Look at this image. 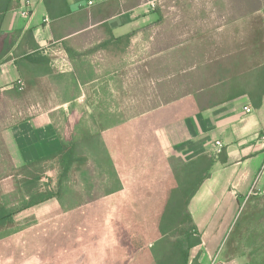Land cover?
Masks as SVG:
<instances>
[{
    "label": "crops",
    "instance_id": "obj_1",
    "mask_svg": "<svg viewBox=\"0 0 264 264\" xmlns=\"http://www.w3.org/2000/svg\"><path fill=\"white\" fill-rule=\"evenodd\" d=\"M190 3H198L201 11L204 4L206 12L213 3L217 13L223 12L222 23L216 26L223 31V37L207 33L208 36H201V42L219 43L218 39L224 42L227 28L234 26L240 30L244 25L241 15L229 20L225 12L240 13L243 3L248 5L243 10L260 15L262 23L249 26L251 35H233L232 42L237 46L232 51L209 57L201 71L211 73L202 87L133 116L116 119L112 115L104 120L107 125L98 133L84 128L83 136L88 132L97 136L101 155L117 172V185L109 194L80 203L90 204L88 228L85 218L83 222L74 218V227L63 228L59 235L72 232L82 236L83 230H88L84 233L97 237L84 247L97 253L95 258L91 256L95 259L92 264H142L136 259L144 247L125 248L120 246L122 242L117 237L159 235L158 220L174 182L169 159L180 157L189 161L204 154L215 161L189 203V211L202 238V243L191 249L190 260L198 257L201 264H211L216 257L219 264L259 263L260 255H255L260 254L261 249L254 247V240L244 243V233H238L234 239L238 244L234 247L235 253L228 254L231 245H225V237L242 218H248L250 213H254L252 217H262L264 212V96L261 105L255 106L250 95L243 92L250 88L246 89V73L241 71L247 62L250 69L258 60L264 62V0H0V100L19 95L23 90H34L53 77H69L74 84L67 90L73 94L63 102L48 105L38 102L37 112L24 115L5 132L9 147L26 164L61 149L65 138L56 124L54 109L66 108L70 102L76 106V100L85 94L87 86L100 80L101 71H125L126 74L127 71H144L130 67L129 55L142 51L143 45L155 39L151 31L164 28L162 32L168 36L165 27L169 24L170 29L179 27L190 34L189 38L180 37L176 43L193 42L192 34L199 28H207L204 21L210 17L186 16L188 8L185 9V4ZM235 3L238 7H233ZM225 5L231 8H225ZM23 9L29 13L21 14ZM245 43L252 45L250 51L243 47ZM37 53L49 59L68 58L72 68L60 73L51 61L38 66L25 60L27 56H33L32 61H36ZM86 55L91 60L89 67L84 59ZM93 59L100 60V64L95 65ZM231 65L241 68L236 76L237 94L228 93L231 75L225 71ZM193 69L191 66L190 70ZM22 70L55 72L26 78ZM247 73L256 75L255 71ZM20 81L24 83L22 89ZM255 86L253 84L251 88L260 89ZM246 105H251L253 110L246 112ZM86 106L91 107L90 104ZM109 107L112 109L113 104ZM78 118L76 116L74 120ZM216 140L224 145L226 162L212 153ZM138 155L142 157L134 158ZM140 162L144 164V175L131 181L129 169ZM256 236H264V233ZM99 237H105V240ZM24 246H6L2 241L0 264H52L49 259L37 260L31 243ZM21 251L26 253L21 254ZM78 260L82 261L81 258ZM78 260H61L60 264H73Z\"/></svg>",
    "mask_w": 264,
    "mask_h": 264
},
{
    "label": "rangeland",
    "instance_id": "obj_2",
    "mask_svg": "<svg viewBox=\"0 0 264 264\" xmlns=\"http://www.w3.org/2000/svg\"><path fill=\"white\" fill-rule=\"evenodd\" d=\"M198 3L194 5L192 3L185 4V9L188 8L185 15L191 18L208 16L210 19L204 21L207 28H199L195 31L196 34H192L190 39L193 42L176 43L180 37L189 38L190 34H186V30L179 27H171L173 29H170L168 28L170 27L169 24L168 27H165L169 32L168 36L162 32L164 28L156 32L151 31L150 34L154 35L155 39L152 38L151 42L143 45L142 51H136L129 55L128 64L130 67L140 68L144 71H127V74L125 71H101L100 80L93 84L95 87L93 85L87 86L85 94L76 100V106L70 102L71 104L68 103L66 108L54 109L56 124L59 129L61 128L66 141H69L71 137H82L84 128L98 133L107 125L104 120L112 115L117 117L116 119L128 115L133 116L158 103L164 104L191 89L202 87L207 83L211 73V71H201L202 67H206L205 64L209 61V57H216L232 51L237 46L236 43L232 42L233 35H251L249 26L251 27L252 24L260 26L262 23L260 15H251L249 11L243 10L248 8V5L243 3L240 5L242 12H225V16L227 19L230 18L229 20L238 19V16L241 15L244 25L240 30L230 26L226 30L224 42L222 39H218L219 43L216 40L213 43L201 42V36L207 35V33L210 36L223 37L221 34L223 31L216 29V26L222 23L223 16L221 14L223 12L217 13L218 11L213 9V3L209 4L208 12H206L207 7H204V4L201 11ZM224 7L231 8L230 5ZM233 7L238 6L235 3ZM253 34L254 32H252ZM245 46L247 51H250L252 45L245 43L243 47ZM52 58L50 57V60L54 64ZM84 59H86L89 67L91 63L89 55H86ZM69 62L70 65L68 66L72 68V63L70 60ZM93 62L95 65L100 64V60L97 59H93ZM54 65L58 72H68L61 70L65 69V66L60 68V63L59 66L56 63ZM191 66L194 67L193 70H190ZM214 68L212 66V69ZM187 69L189 70L186 71ZM52 79L46 80L34 90H23L19 95L0 100V204H5L12 209L19 207L23 201L19 186L21 180L24 179V165L26 163L19 160L15 150L9 147L5 132L24 115L37 112L40 108L37 106L38 102L44 105L59 104L73 94V92L67 91L74 85L69 77L64 78L65 80L54 77ZM111 103L113 104L112 109L109 107ZM81 104L85 107H82ZM86 104H90L91 107H87ZM76 116L80 118L74 120ZM84 116L89 117L84 118ZM100 144L103 146V143ZM85 148H87L89 160L86 165L82 166V169L76 168L75 165L71 171L69 178L64 182L66 192L63 193V200L59 201L57 198H53L35 208L18 212L15 214V220L12 223L0 225V241L2 240L4 245L17 244L25 247V244L31 243L34 246V257L40 261L49 259L52 264H60L61 260L73 262L80 258L82 261L78 260L73 264H92L97 253L87 251L88 249L84 247H86L85 245L89 246L97 237H91L88 233H84L88 230H83L82 236H75L72 232L62 237L59 235L63 228L71 229L74 227V218L82 219V222L85 221V218V225L88 228L90 204L80 205V203H86L85 201L100 196L117 185V172L113 165L109 161L107 162L104 155H101L102 160L98 161V154L88 149L87 146ZM156 154L157 151L155 157ZM141 157V155L134 156V158ZM149 157H152L151 154ZM136 164L135 168L129 169L131 181L140 179L139 177L144 175V164L142 162ZM43 166L46 170L43 179L45 186L57 190V181L62 170L60 157L47 160ZM42 187L44 189V186ZM261 214H263L262 217H252L254 213H250L248 218H242L236 226L233 225L235 227L231 234L225 237V245H231L228 254L235 253L233 250L238 244L235 243L234 239L241 232L246 238L244 243H251L252 239L254 240V247L261 249V253L255 256L260 255L257 264H264V236H256L257 233H264V212ZM82 224L84 227V223ZM250 234L254 236H249ZM99 238L105 240V237ZM110 238L114 239V237ZM133 238L131 236L117 237V240L122 242L120 246L129 248L131 247L129 240ZM24 253L26 251H21V254ZM28 254L30 253L28 252ZM130 254L133 258L134 253L131 252ZM246 258L248 260V256ZM139 259H141L142 264H151L149 256L141 257L140 254L136 260ZM215 260L218 261L216 257L213 261Z\"/></svg>",
    "mask_w": 264,
    "mask_h": 264
},
{
    "label": "trees",
    "instance_id": "obj_3",
    "mask_svg": "<svg viewBox=\"0 0 264 264\" xmlns=\"http://www.w3.org/2000/svg\"><path fill=\"white\" fill-rule=\"evenodd\" d=\"M37 56L38 59L36 61H32L33 56H27L25 60L33 62L38 66H45L48 61H51L48 57H42L38 53ZM246 64L243 65L242 70L237 65H231L225 71L231 75V87L228 93L237 94L235 85L237 83L236 76L238 75L237 71L241 70L246 73V89L250 88L243 92L250 95L255 106H260L264 96V62L258 60L252 65L255 66L252 69H250L248 62ZM19 66L22 68V65L19 64ZM248 71H255L256 75L248 74ZM47 72L52 74L55 71H21L26 78L30 76L35 78ZM249 84L252 86L255 84V87H259L260 89L253 90ZM85 146L95 154H98V161L102 160V153L98 149L97 136L88 132L81 138L71 137L69 141L64 140L58 152L24 165L25 175L19 186V191L23 196L22 204L15 209L9 208L5 204H0V225L4 226L12 223L15 220V214L18 212L32 209L36 205L52 198L62 201L63 193L66 192L64 182L69 178L71 171L75 165L76 168L82 169V166L86 165L89 160V154ZM57 157L61 159L62 170L57 181L58 189L53 190L47 188L43 182L46 174L43 164L47 160ZM219 160L222 162L227 161L224 151L219 154ZM169 161L174 182L170 185L167 202L158 220L159 235L149 237L132 235L131 237L134 238L129 240V245L134 248L144 247L141 257L149 256L151 264H201L198 257L192 261L190 260L191 249L200 245L202 238L189 211V203L205 178L208 177L215 159L204 154L189 161H185L180 157H171ZM42 186H44V189ZM110 192L111 189L103 194H109ZM92 198L94 199V197ZM150 242H152L151 245H149ZM140 262L142 263V261Z\"/></svg>",
    "mask_w": 264,
    "mask_h": 264
},
{
    "label": "built area",
    "instance_id": "obj_4",
    "mask_svg": "<svg viewBox=\"0 0 264 264\" xmlns=\"http://www.w3.org/2000/svg\"><path fill=\"white\" fill-rule=\"evenodd\" d=\"M28 13H29V11L27 9H23L22 12H21V14H23V15H27ZM53 60H54V64L56 63V64H58V66H59V63H60V68H64L62 66H65V69H61L63 71H66V70H68L70 68L68 66V65H70V62H69L68 58L56 57L55 59L53 58ZM20 84H21V89H22L24 87V83L22 81H20ZM244 110L246 112H251L253 110V107L251 105H246L244 107ZM213 146H214L213 149H212V153L213 154L219 155L223 151V146L224 145H223L222 141L216 140L214 142ZM211 264H219V263H218V261L215 260V261H212Z\"/></svg>",
    "mask_w": 264,
    "mask_h": 264
}]
</instances>
